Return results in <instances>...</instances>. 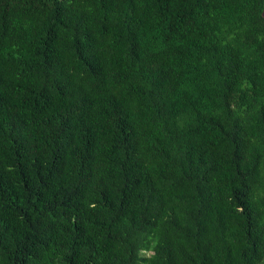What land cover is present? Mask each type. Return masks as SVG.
Masks as SVG:
<instances>
[{"label":"trees","instance_id":"1","mask_svg":"<svg viewBox=\"0 0 264 264\" xmlns=\"http://www.w3.org/2000/svg\"><path fill=\"white\" fill-rule=\"evenodd\" d=\"M0 264H264V0H0Z\"/></svg>","mask_w":264,"mask_h":264}]
</instances>
